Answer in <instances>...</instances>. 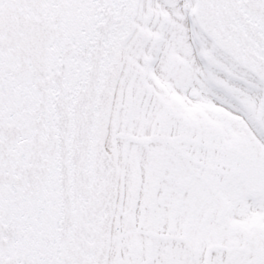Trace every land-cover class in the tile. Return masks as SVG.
Wrapping results in <instances>:
<instances>
[{
  "label": "snow or ice",
  "instance_id": "6c2138e0",
  "mask_svg": "<svg viewBox=\"0 0 264 264\" xmlns=\"http://www.w3.org/2000/svg\"><path fill=\"white\" fill-rule=\"evenodd\" d=\"M0 264H264V0H0Z\"/></svg>",
  "mask_w": 264,
  "mask_h": 264
}]
</instances>
